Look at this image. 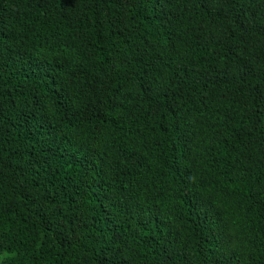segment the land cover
I'll return each mask as SVG.
<instances>
[{
    "label": "trees",
    "instance_id": "trees-1",
    "mask_svg": "<svg viewBox=\"0 0 264 264\" xmlns=\"http://www.w3.org/2000/svg\"><path fill=\"white\" fill-rule=\"evenodd\" d=\"M0 264H264V0H0Z\"/></svg>",
    "mask_w": 264,
    "mask_h": 264
}]
</instances>
